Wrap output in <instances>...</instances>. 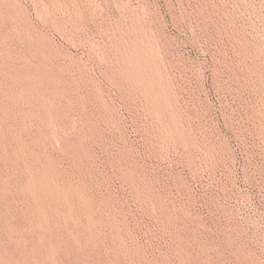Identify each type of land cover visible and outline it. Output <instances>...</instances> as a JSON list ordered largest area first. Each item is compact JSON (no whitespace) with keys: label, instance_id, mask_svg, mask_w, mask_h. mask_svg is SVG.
Segmentation results:
<instances>
[{"label":"rangeland","instance_id":"obj_1","mask_svg":"<svg viewBox=\"0 0 264 264\" xmlns=\"http://www.w3.org/2000/svg\"><path fill=\"white\" fill-rule=\"evenodd\" d=\"M0 264H264V0H0Z\"/></svg>","mask_w":264,"mask_h":264},{"label":"bare ground","instance_id":"obj_2","mask_svg":"<svg viewBox=\"0 0 264 264\" xmlns=\"http://www.w3.org/2000/svg\"><path fill=\"white\" fill-rule=\"evenodd\" d=\"M39 185H40V190H41L42 194L46 197V199L49 200L52 198V202H54V203L57 200L56 199L57 197H59L61 194H64V193H61L59 189L55 188L54 180L48 179L46 175L42 176ZM70 191H71L70 189L65 190L66 193H69Z\"/></svg>","mask_w":264,"mask_h":264}]
</instances>
